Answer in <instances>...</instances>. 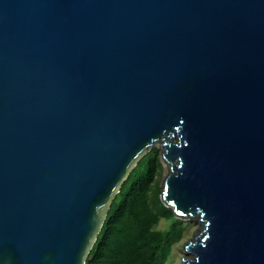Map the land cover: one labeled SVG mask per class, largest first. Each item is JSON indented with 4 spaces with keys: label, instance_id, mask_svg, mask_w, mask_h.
I'll return each mask as SVG.
<instances>
[{
    "label": "water",
    "instance_id": "obj_1",
    "mask_svg": "<svg viewBox=\"0 0 264 264\" xmlns=\"http://www.w3.org/2000/svg\"><path fill=\"white\" fill-rule=\"evenodd\" d=\"M156 145L184 264H264V0H0V264H85Z\"/></svg>",
    "mask_w": 264,
    "mask_h": 264
},
{
    "label": "trees",
    "instance_id": "obj_2",
    "mask_svg": "<svg viewBox=\"0 0 264 264\" xmlns=\"http://www.w3.org/2000/svg\"><path fill=\"white\" fill-rule=\"evenodd\" d=\"M154 146L121 183L85 264H165L185 231L160 200L162 164ZM161 220L168 222L159 229Z\"/></svg>",
    "mask_w": 264,
    "mask_h": 264
},
{
    "label": "rangeland",
    "instance_id": "obj_3",
    "mask_svg": "<svg viewBox=\"0 0 264 264\" xmlns=\"http://www.w3.org/2000/svg\"><path fill=\"white\" fill-rule=\"evenodd\" d=\"M160 153L162 154L161 150H160ZM168 172H169L168 165L165 163H162L161 175L158 178L159 185L162 184ZM183 221L185 223V231L183 233L182 239L178 244L173 246L170 257L168 258L165 264H184L185 259L189 260L192 258V255L189 254L187 250L185 249V245L188 242L193 241L194 235L196 234L198 230V225L191 219L183 220ZM167 226H168V222H166L165 220H161V222L158 225V228L165 229L167 228Z\"/></svg>",
    "mask_w": 264,
    "mask_h": 264
}]
</instances>
